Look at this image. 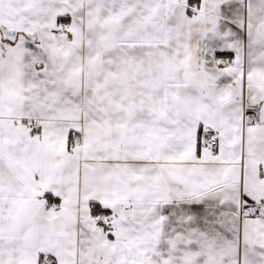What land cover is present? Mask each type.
I'll list each match as a JSON object with an SVG mask.
<instances>
[{"label": "snow or ice", "instance_id": "1", "mask_svg": "<svg viewBox=\"0 0 264 264\" xmlns=\"http://www.w3.org/2000/svg\"><path fill=\"white\" fill-rule=\"evenodd\" d=\"M0 264H264V0H0Z\"/></svg>", "mask_w": 264, "mask_h": 264}]
</instances>
